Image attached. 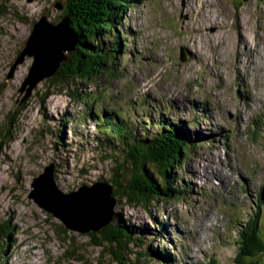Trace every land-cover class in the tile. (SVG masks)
Returning a JSON list of instances; mask_svg holds the SVG:
<instances>
[{
    "label": "rangeland",
    "instance_id": "rangeland-1",
    "mask_svg": "<svg viewBox=\"0 0 264 264\" xmlns=\"http://www.w3.org/2000/svg\"><path fill=\"white\" fill-rule=\"evenodd\" d=\"M57 1L0 0V264H83L68 258L75 248L83 261L95 259L99 249L86 234L62 232L61 221L28 194L54 158L64 159L56 171L64 174L56 177L63 191L104 181L98 176L111 173L114 162L89 151L66 160L49 150L45 119L52 126L66 115L68 137L91 134L96 120L88 115L113 109L134 123L159 114L183 120L200 137L182 166L187 194L156 199L150 212L123 201L114 207L148 228L165 218L162 238L151 244L162 253L151 255V264H232L235 226L246 222L264 187V0H139L119 27L125 40L118 76L76 80V97L60 86L43 98L50 78L43 79L20 102L32 57L8 78L10 67L34 20L46 14L59 21L64 7ZM207 12L217 17L204 19ZM165 254L170 260L161 263Z\"/></svg>",
    "mask_w": 264,
    "mask_h": 264
},
{
    "label": "trees",
    "instance_id": "trees-1",
    "mask_svg": "<svg viewBox=\"0 0 264 264\" xmlns=\"http://www.w3.org/2000/svg\"><path fill=\"white\" fill-rule=\"evenodd\" d=\"M138 1H65L63 14L60 16L69 15L71 26L79 34V40L74 51L65 52L67 60L60 64L56 75L49 79L50 84L41 93L43 98H47L60 86V91L69 87V95L76 97L80 92L76 88V80L81 85L90 80H105L108 74L119 75L121 69H117V66L124 51L125 40L119 27L127 6ZM22 106L25 107L24 103ZM82 113L88 114L85 111ZM159 115L156 120L144 115L142 120H135L134 123L112 110L96 111L88 115L96 120L95 131L91 134L74 131L70 137L65 133L68 116H60L57 125L54 123L52 126L45 119L49 133L48 149L53 147L64 152L66 160L82 151L93 153L101 161L110 159L114 162L111 173L107 172L110 176L101 173L98 179L112 181L120 202L131 206L139 205L150 212L156 199H179L188 193L182 166L194 146L201 144L199 136L190 135L186 122ZM68 129L71 132L69 126ZM194 133L197 134L195 131ZM52 160L55 178L64 175L56 172L61 169L64 159ZM257 198L260 200L261 195ZM261 202L256 203V208L249 213L246 222L242 221L235 228L233 242L236 250L232 264H264V208L259 205ZM163 219L164 221L160 220L159 224L148 228L114 213L112 221L100 231L86 234L91 245L99 249L94 260L83 261L81 256L77 257L76 248L68 251V258L77 259L83 264H151L155 258L151 255L159 256L162 253L151 244L162 238L160 234L164 233L167 223ZM60 229L67 232L64 226L60 225ZM1 232L0 227V235ZM158 246L160 249L161 244ZM166 256L167 254L163 256L161 263L170 260Z\"/></svg>",
    "mask_w": 264,
    "mask_h": 264
},
{
    "label": "water",
    "instance_id": "water-1",
    "mask_svg": "<svg viewBox=\"0 0 264 264\" xmlns=\"http://www.w3.org/2000/svg\"><path fill=\"white\" fill-rule=\"evenodd\" d=\"M65 1L58 0L55 6L62 9ZM78 40L79 34L71 26L67 14L60 16L57 22L49 20L46 14L32 22L31 31L8 73L11 78L24 58L32 57L28 73L18 88V92L23 93L21 101L30 95L39 81L56 75L60 64L67 60L65 52L74 51ZM31 186L30 199L59 219L65 228L82 234L98 232L109 224L114 207L120 202L110 180L82 184L69 192L61 190L56 183L52 161L43 165L42 171L32 179Z\"/></svg>",
    "mask_w": 264,
    "mask_h": 264
},
{
    "label": "bare ground",
    "instance_id": "bare-ground-1",
    "mask_svg": "<svg viewBox=\"0 0 264 264\" xmlns=\"http://www.w3.org/2000/svg\"><path fill=\"white\" fill-rule=\"evenodd\" d=\"M204 14V13H203ZM204 19L206 18H214V17H217L216 13L215 12H207L205 13V15H203ZM189 129V128H188ZM191 134H195L194 132L191 133ZM217 134V133H216Z\"/></svg>",
    "mask_w": 264,
    "mask_h": 264
},
{
    "label": "flooded vegetation",
    "instance_id": "flooded-vegetation-1",
    "mask_svg": "<svg viewBox=\"0 0 264 264\" xmlns=\"http://www.w3.org/2000/svg\"><path fill=\"white\" fill-rule=\"evenodd\" d=\"M63 7H64V5H63Z\"/></svg>",
    "mask_w": 264,
    "mask_h": 264
}]
</instances>
